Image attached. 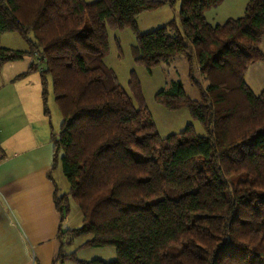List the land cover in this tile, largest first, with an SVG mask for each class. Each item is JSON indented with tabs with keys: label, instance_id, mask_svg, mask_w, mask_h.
<instances>
[{
	"label": "trees",
	"instance_id": "16d2710c",
	"mask_svg": "<svg viewBox=\"0 0 264 264\" xmlns=\"http://www.w3.org/2000/svg\"><path fill=\"white\" fill-rule=\"evenodd\" d=\"M177 1L181 29L170 20L139 30L138 14ZM220 2L0 0V33L16 32L27 44L0 46V61L34 58L26 72L39 69L44 111L49 77L62 115L51 132L52 167L60 166L69 188H55L53 198L61 217L72 198L82 223L58 238L89 234L79 247L116 249L114 259L84 260L61 246V263L264 264V90L255 93L244 78L264 59V0L211 24L205 11ZM109 28L131 29L134 59L147 68L195 56L207 81L190 67L199 99L176 80L154 98L167 109L188 107L203 135L191 123L159 135L139 81L132 77L128 93L103 62Z\"/></svg>",
	"mask_w": 264,
	"mask_h": 264
},
{
	"label": "crops",
	"instance_id": "0c3cea01",
	"mask_svg": "<svg viewBox=\"0 0 264 264\" xmlns=\"http://www.w3.org/2000/svg\"><path fill=\"white\" fill-rule=\"evenodd\" d=\"M27 69L3 75L0 67V264H68L57 257L61 246L73 252L66 251L72 240L61 244L58 233L74 226L53 198L55 188L58 194L69 188L60 166L52 167L51 132L61 121L53 120V98L45 113L40 80L27 79Z\"/></svg>",
	"mask_w": 264,
	"mask_h": 264
},
{
	"label": "rangeland",
	"instance_id": "374dc122",
	"mask_svg": "<svg viewBox=\"0 0 264 264\" xmlns=\"http://www.w3.org/2000/svg\"><path fill=\"white\" fill-rule=\"evenodd\" d=\"M247 1L248 0H221L217 6L206 10L205 16L211 24L222 23L228 17L241 16ZM178 12L179 1L172 5H164L154 10L141 12L142 14H140L137 19L138 28L141 32H144L162 26L170 20H174L181 29ZM108 41L109 51L103 57V62L113 69L118 77L119 84L128 93H130L129 81L132 77L139 81L146 107L161 137H166L171 133L182 131L188 123L193 125L197 134H204L205 131L202 124L192 117L188 107L184 106L174 110L167 109L154 98L159 90L165 88L170 81L176 80L181 82L187 96L193 99H199L198 87L193 83L189 75L190 67L193 69V76L199 79L203 86L207 84V81L202 78L198 70L195 56L191 58V61H188L184 54H179L167 62H161L151 68H147L137 63L134 59L131 49L132 45L135 43V37L130 28H109ZM0 46L27 49L25 40L16 32L0 33ZM260 48L264 53V35L261 38ZM30 60L31 56L25 55L23 58L17 60L0 61L3 75H7L11 70H26L30 65ZM249 66L245 81L255 93H258L264 90V59L253 62ZM27 75H29L27 79L36 76L40 80L39 69H33L29 71ZM46 89L47 98H50V100L52 98L54 99L49 77L47 78ZM49 107L53 120L60 119L61 121L62 115L57 103L49 105ZM61 176L65 177L63 172ZM66 220L74 227H78L82 223L81 210L72 198H69V212L66 215ZM89 237V234L75 236L71 243L67 245L68 248L66 247V251L73 250L77 258L84 260L94 258L111 260L116 257V249L113 246L79 247V245ZM67 263L77 264L76 261L72 259H68Z\"/></svg>",
	"mask_w": 264,
	"mask_h": 264
},
{
	"label": "built area",
	"instance_id": "2783aa9c",
	"mask_svg": "<svg viewBox=\"0 0 264 264\" xmlns=\"http://www.w3.org/2000/svg\"><path fill=\"white\" fill-rule=\"evenodd\" d=\"M2 156H1V152H0V160H1Z\"/></svg>",
	"mask_w": 264,
	"mask_h": 264
}]
</instances>
